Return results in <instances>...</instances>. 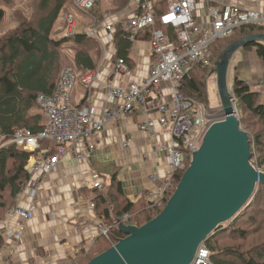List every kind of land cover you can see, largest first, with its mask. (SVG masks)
I'll return each instance as SVG.
<instances>
[{"label":"built area","instance_id":"2783aa9c","mask_svg":"<svg viewBox=\"0 0 264 264\" xmlns=\"http://www.w3.org/2000/svg\"><path fill=\"white\" fill-rule=\"evenodd\" d=\"M155 1L164 2L166 8L157 13ZM97 2L72 0L71 7L85 15ZM131 3L136 9L124 25L131 31L133 44L138 34L149 36L150 62L146 78L116 86L100 81L99 69L84 76L71 67L62 71L54 95H41L37 99L38 108L46 121L44 129L37 134L19 129L11 140L0 142V147L16 144L30 152L38 150L42 143H50L55 148L52 156L45 157L43 153L35 159L37 162L29 166L30 178L18 193L14 207L0 220V233L6 231L8 219H33L34 205L24 208L21 204L27 198H34L43 178L56 170L64 157L70 155L82 161L86 154L79 149V145H86L88 151L92 150L95 145H89V140H95L105 125L132 116H138V130L148 144L143 159L155 162L162 156L167 168L161 185L141 193L139 199L145 198L153 207L161 205L172 185L174 173L184 168L186 158H192L209 127L217 122L209 108L181 94L178 89L180 80L195 65L209 63L212 45L217 41L233 36L239 28L247 25L264 26V0H131ZM109 19L110 16L106 15L99 25L81 27L78 20L71 16L66 25V34H85L102 45L104 53L100 67L106 61L108 46L113 47L115 26L109 23ZM101 26L107 32L108 42H103L99 36ZM164 28L175 31L174 40L169 39ZM112 66L114 75L127 76L131 73L123 60ZM245 83L252 88L258 86L264 92V78ZM78 85L85 90V103L82 105L83 100L80 103L73 100ZM97 88L105 89V106L98 114L90 102ZM124 147L129 148V142H125ZM156 163L150 170L151 183L160 180L158 168L161 163ZM93 187L102 190L104 184L97 181ZM90 210H94L93 203ZM128 218L129 215H126L123 220ZM108 231L109 228L101 222L98 235L107 236ZM23 232L24 228L19 227L11 237L18 241ZM211 263L210 252L202 245L192 264Z\"/></svg>","mask_w":264,"mask_h":264},{"label":"trees","instance_id":"16d2710c","mask_svg":"<svg viewBox=\"0 0 264 264\" xmlns=\"http://www.w3.org/2000/svg\"><path fill=\"white\" fill-rule=\"evenodd\" d=\"M22 0L26 7L21 10L16 0H0V30L5 19L6 8L12 6V21L16 27L0 35V142L11 140L16 130L27 129L33 134L41 132L45 127V119L41 114H34L38 108L39 96L54 95L62 71L72 67L81 76L97 71L103 60L102 45L85 34H66L61 38L54 35L55 25L60 16L64 20L70 18L72 0ZM104 0H98L96 6L85 13L99 25L109 13H118L127 8L131 0H114V9L102 12L98 8ZM28 6V15H27ZM166 8L164 2L155 1L157 13ZM69 16V17H68ZM67 25V22H66ZM162 27V26H159ZM170 40L175 39V31L164 28ZM264 35V26L247 25L239 28L235 34L212 45V56L207 64L195 65L179 82L181 94L202 103L209 108L208 82L211 70L216 67L221 54L235 41L248 36ZM168 36V37H169ZM149 36L140 33L135 40ZM133 47L131 31L124 23H116L113 37L112 64L123 60L130 71L135 70L136 63L130 57ZM66 48V49H65ZM67 48L74 53L72 62L66 55ZM255 50L257 56L264 61V44L253 42L243 47ZM233 100L236 104L240 125L248 135L252 160L253 149L258 148L257 162L253 165L264 172V103L260 92L246 85L245 80L237 74L233 80ZM85 100L81 102V105ZM55 152L50 143H42L34 151H26L16 144L0 147V220L4 219L14 207L17 195L29 180V163L44 153L45 157ZM191 157H187L182 170L174 173L172 185L163 203L153 207L145 198L137 202L127 199L123 183L119 179L118 170L110 175L108 184L102 190L86 188L87 198L92 199L94 210L101 222L109 228L107 236L98 235L87 249L81 248L73 264H87L96 256L109 250L125 235L119 229V223L143 226L158 216L179 184L183 173L189 167ZM256 164V165H255ZM129 215L127 220L123 218ZM264 185H259L250 204H248L232 220L220 225L207 239L204 245L210 252L213 264H264V241L244 249L236 242H242L252 235H259L264 226ZM115 233V234H114ZM115 236V237H114ZM117 236V237H116Z\"/></svg>","mask_w":264,"mask_h":264},{"label":"crops","instance_id":"0c3cea01","mask_svg":"<svg viewBox=\"0 0 264 264\" xmlns=\"http://www.w3.org/2000/svg\"><path fill=\"white\" fill-rule=\"evenodd\" d=\"M135 9L136 6L130 2L125 10L107 14L110 16L109 23L115 26L116 23L126 22L134 15ZM69 14L76 18L74 10L70 9ZM77 14L81 27L91 26V18ZM15 27L10 19L3 23L0 35ZM54 33L56 38L66 35L63 14L55 25ZM98 33L103 42H108L107 32L102 26ZM148 42L146 39L135 40L130 57L136 68L127 76L112 74L113 47L109 45L106 61L99 67V80L125 86L146 78L150 62ZM84 96V88L78 85L73 93L74 102L80 103ZM90 102L96 114L100 113L105 106V89H95ZM138 121V116H132L120 122H109L95 140H89V145H95L92 150L88 151L86 145H79V149L86 154L85 159L79 161L73 156H66L56 170L43 178L34 198H27L21 204L24 208L34 205L33 219H8L6 231L0 233V264H73L81 248L88 249L92 245L101 226L95 210H90L92 199L87 198L83 190L93 188L97 181L108 184L110 175L118 169L125 195L131 202L139 201L141 193L161 185L167 174L164 159L162 156L155 162L143 159L148 144L138 130ZM125 142H129V148L124 147ZM34 162L37 160L32 159L29 166ZM156 162L161 163L158 168L160 180L151 183L150 170ZM95 175L99 178H94ZM19 227H23L24 232L16 242L11 235Z\"/></svg>","mask_w":264,"mask_h":264},{"label":"water","instance_id":"95a60500","mask_svg":"<svg viewBox=\"0 0 264 264\" xmlns=\"http://www.w3.org/2000/svg\"><path fill=\"white\" fill-rule=\"evenodd\" d=\"M253 42L264 44V35L235 41L216 63L224 119L209 127L162 212L140 227L119 223L125 237L87 264H192L210 235L250 204L264 172L253 165L228 72L233 56Z\"/></svg>","mask_w":264,"mask_h":264},{"label":"rangeland","instance_id":"374dc122","mask_svg":"<svg viewBox=\"0 0 264 264\" xmlns=\"http://www.w3.org/2000/svg\"><path fill=\"white\" fill-rule=\"evenodd\" d=\"M113 1L114 0H104L103 2H101L100 6L98 8H100V10L102 12H108L110 10L112 12V10L115 7L113 5V3H114ZM16 2H18V5H17V7H19L18 9L21 8V10H23L26 7V4L28 5V3L22 2V0H16ZM27 2H29V0ZM15 4L12 6H2L3 8H6L5 10L9 11V12H5V21H3L4 24L9 22L10 19L12 20L13 13L15 15V12H13V7L15 6ZM70 9H72V8H70ZM28 14L29 13H28V6H27V15ZM74 16H76V18H79L76 11H74ZM84 16H86V15H84ZM59 23H60V21H59ZM89 24L92 25L93 21L90 20ZM65 54L68 55L69 61L72 62L73 57H74V53L67 48ZM215 68H213L211 70V76H210V80L208 82V94H209L210 114L213 116V119H216L218 122V121H221L224 119V110L222 108V105L220 102V97H219L218 90H217V81H216L217 78H216L215 74H212V71ZM235 74H237V76H239L240 79H243L245 81L249 80L250 82H255L256 80H258L260 78H264V61L261 60L257 56L255 50L241 49L233 56L231 63H230V66H229L228 84H229L230 90L233 89V80H234ZM253 90L259 91L261 93L260 94L261 102L264 103V92L262 91V89L258 86H254ZM232 92H233V90H232ZM235 109H236V112L239 116L236 104H235ZM33 113L34 114H36V113L41 114L39 108H37L36 110L34 109ZM258 155H259L258 148L254 147V149H253V157L254 158L252 160L253 162L254 161L257 162ZM39 158H40V156H39ZM259 230L261 232L259 235H252V236L248 237V239L242 241L241 243L236 242V244H239V246H243V248L245 250L250 248L253 244H255V245L261 244L264 241V226L261 227ZM210 262H211V258H210ZM211 264H213V263H211Z\"/></svg>","mask_w":264,"mask_h":264},{"label":"bare ground","instance_id":"6f19581e","mask_svg":"<svg viewBox=\"0 0 264 264\" xmlns=\"http://www.w3.org/2000/svg\"><path fill=\"white\" fill-rule=\"evenodd\" d=\"M27 151V150H26ZM115 234V233H114ZM115 237V236H114ZM117 237V236H116ZM17 242V241H16Z\"/></svg>","mask_w":264,"mask_h":264}]
</instances>
